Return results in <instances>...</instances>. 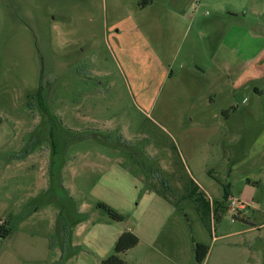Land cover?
<instances>
[{
    "label": "rangeland",
    "instance_id": "1",
    "mask_svg": "<svg viewBox=\"0 0 264 264\" xmlns=\"http://www.w3.org/2000/svg\"><path fill=\"white\" fill-rule=\"evenodd\" d=\"M141 2L0 0V201L12 240L48 237L64 264H101L130 232L137 246L117 255L128 264L155 253L197 264L195 243L209 248L202 264H264L263 115L231 78L212 102L205 93L212 47L232 26L263 33L264 0H175L185 23L174 37L140 34L155 19ZM255 67L247 76L264 72ZM191 182L211 200L206 219Z\"/></svg>",
    "mask_w": 264,
    "mask_h": 264
},
{
    "label": "crops",
    "instance_id": "2",
    "mask_svg": "<svg viewBox=\"0 0 264 264\" xmlns=\"http://www.w3.org/2000/svg\"><path fill=\"white\" fill-rule=\"evenodd\" d=\"M161 1L162 2L158 6V0H142L141 7H139L140 11H145L144 13H147L149 12V9H154L153 13L155 19L152 22L150 21V23H146L144 27L145 33L140 32L141 35L149 32L151 33L150 30H152V32L168 31L170 37H174L176 34H181L183 24L185 23V15L183 14L185 9L184 3L181 4V8H177L178 10L176 11V9L171 8V2H174L175 0ZM200 1L201 0H198L197 3ZM230 19L236 23H243V21H240L237 15L233 13L230 14ZM233 22L231 25H235ZM231 28L232 29H230L228 33V41L227 39H224V36L223 38L221 37L219 44L212 47L211 54L208 56L207 64L211 67V75L213 77L211 84L213 83V87L211 88V85L208 84L207 86H210L209 89H211V91L207 93L205 90V93L207 94L208 101L212 102L214 100V95L221 91L225 78L228 80L231 78L233 93H236L241 87L248 91L253 99L251 106H255L254 108H257L258 112L262 113V118H264V92L254 85L260 80H256V77L261 79L264 78V72L262 70L259 71L260 76L253 74L252 76H247L248 71H246L253 65H256L259 68H264L262 63V60L264 59V32L254 34L251 30L246 28L244 31H241L244 34L243 35L241 34L239 27L232 26ZM186 30H188V28H186ZM177 40L178 39H175L176 42ZM175 41L172 43H175ZM225 41L227 43H225ZM242 42H245L244 45H242ZM143 43L145 44V42ZM164 44L168 45L170 42L165 41ZM166 45H164L165 49H162L164 56L167 55ZM239 45L241 46V50L238 48ZM169 50L170 52L165 58L170 59L172 57L175 59L176 55L179 53V49H173V47L170 46ZM191 52L193 53L192 48L190 53ZM193 64L199 69L195 62ZM241 67L243 68L242 71ZM242 74H246L247 77L246 81L240 83ZM161 76L162 79L167 80L168 78H171V71H162ZM222 113L225 118H229L226 109H223ZM232 172L233 170L228 173V183L226 184L230 185V192L233 191L234 193L236 191L234 189V182H237V178L233 176L235 172ZM204 195L207 196L206 193H204ZM209 202L211 205L210 199ZM8 208L9 204L6 202L0 205V212L2 213L0 219L4 221V228L10 230V234L6 238L3 240L0 239V264H64V250L59 247L54 248L52 241H50L48 237L38 239L31 234L23 233L25 239L12 240L13 233L15 234V232L9 228L7 218H5ZM76 245L77 244H75V247ZM18 255L23 256V258H18ZM159 262H162L161 264H164L165 262L170 264V255L165 253L147 254L141 259L139 264H160Z\"/></svg>",
    "mask_w": 264,
    "mask_h": 264
},
{
    "label": "trees",
    "instance_id": "3",
    "mask_svg": "<svg viewBox=\"0 0 264 264\" xmlns=\"http://www.w3.org/2000/svg\"><path fill=\"white\" fill-rule=\"evenodd\" d=\"M39 93H40V88H39ZM191 183L193 184V187L191 189L190 197L196 205V210L204 219H206V217L210 214L211 211L210 202L201 191H198L199 188L193 182ZM222 190H223L222 200L225 202L230 197V185L222 184ZM98 207L104 209L113 220L116 221L122 220V217L118 213H116L106 205L99 204ZM214 216L215 217L217 216L216 210ZM9 234H10L9 229H6L4 227L0 228V237L2 239L6 238ZM138 242H139L138 238L133 233L130 232L122 233L117 239L116 243L114 244V248H113L114 254L102 260L101 264H128L127 262L118 258L117 255L121 253H126L127 251L135 248ZM208 250H209L208 246L204 244H200V243L194 244L195 260L197 264H202L204 262L208 254Z\"/></svg>",
    "mask_w": 264,
    "mask_h": 264
},
{
    "label": "built area",
    "instance_id": "4",
    "mask_svg": "<svg viewBox=\"0 0 264 264\" xmlns=\"http://www.w3.org/2000/svg\"><path fill=\"white\" fill-rule=\"evenodd\" d=\"M195 1L197 2L198 0H195ZM236 204L239 206V209H242L244 207V204H240L239 202ZM231 205L233 206V203H231ZM3 227H4V221L0 220V228H3Z\"/></svg>",
    "mask_w": 264,
    "mask_h": 264
}]
</instances>
